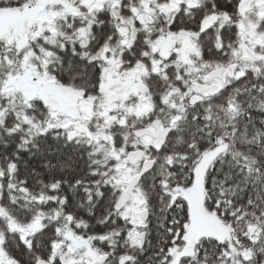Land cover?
<instances>
[{"label": "snow or ice", "instance_id": "snow-or-ice-1", "mask_svg": "<svg viewBox=\"0 0 264 264\" xmlns=\"http://www.w3.org/2000/svg\"><path fill=\"white\" fill-rule=\"evenodd\" d=\"M0 264H264V0H0Z\"/></svg>", "mask_w": 264, "mask_h": 264}]
</instances>
